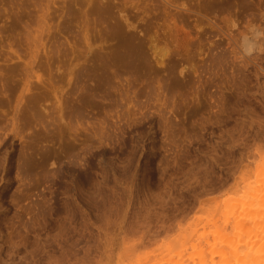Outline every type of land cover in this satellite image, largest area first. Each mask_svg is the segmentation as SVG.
Segmentation results:
<instances>
[{"label": "rangeland", "instance_id": "obj_1", "mask_svg": "<svg viewBox=\"0 0 264 264\" xmlns=\"http://www.w3.org/2000/svg\"><path fill=\"white\" fill-rule=\"evenodd\" d=\"M264 264V0H0V264Z\"/></svg>", "mask_w": 264, "mask_h": 264}, {"label": "bare ground", "instance_id": "obj_2", "mask_svg": "<svg viewBox=\"0 0 264 264\" xmlns=\"http://www.w3.org/2000/svg\"><path fill=\"white\" fill-rule=\"evenodd\" d=\"M181 263H182V262H178V263H177V262H175L174 264H181Z\"/></svg>", "mask_w": 264, "mask_h": 264}]
</instances>
